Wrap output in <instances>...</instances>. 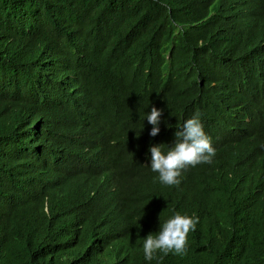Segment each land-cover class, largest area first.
<instances>
[{
    "label": "trees",
    "instance_id": "trees-1",
    "mask_svg": "<svg viewBox=\"0 0 264 264\" xmlns=\"http://www.w3.org/2000/svg\"><path fill=\"white\" fill-rule=\"evenodd\" d=\"M0 264H264V0H0Z\"/></svg>",
    "mask_w": 264,
    "mask_h": 264
},
{
    "label": "clouds",
    "instance_id": "clouds-1",
    "mask_svg": "<svg viewBox=\"0 0 264 264\" xmlns=\"http://www.w3.org/2000/svg\"><path fill=\"white\" fill-rule=\"evenodd\" d=\"M69 77H70V81L67 83V86L63 89L69 93L81 91L80 90L81 87L79 86L77 76H75L71 72H69ZM19 93H21L22 104L26 108V113L33 116L32 120H31V124H32L31 128H36V120L34 122H32L35 118V115H36V109H35L36 108V100L34 99L33 94L31 96L29 94V92H24L22 90L15 92L14 95L19 94ZM11 119L12 118L10 115L5 116V121L9 122V121H11ZM245 120L250 121L248 117L245 118ZM83 132L85 134V138H83V136H79L78 137L79 140L77 141L78 144L76 147H70L68 141L66 143H63L60 146V148L58 149V151L56 152L53 160L57 161L61 164H64L66 166H69V167H76L74 165H69L65 162V159H64L65 153L67 151H73V152H76L78 154H85V153L89 152L91 150L92 136H94L96 134L97 126L87 128ZM30 141L35 142L36 141V135H33L32 138L30 139ZM109 161L110 160L97 161V164L94 165L93 168L95 169L101 165L103 166V165L107 164ZM77 170H78V174L83 172V169H81L80 167H77ZM35 174H36V167L34 166L33 162L26 160V159H20L17 163V171H16L17 182H16V184L23 183L24 180L32 178ZM78 174H77V176H78ZM97 174H99V173H97ZM100 175H102V177L99 175H97V176H99V184H102L104 182V176L105 175L103 173H100ZM91 181H92V179H91ZM91 181H90V183H91ZM90 183L88 182L89 186H90ZM107 194L111 198L118 199L113 184L108 187Z\"/></svg>",
    "mask_w": 264,
    "mask_h": 264
},
{
    "label": "bare ground",
    "instance_id": "bare-ground-1",
    "mask_svg": "<svg viewBox=\"0 0 264 264\" xmlns=\"http://www.w3.org/2000/svg\"><path fill=\"white\" fill-rule=\"evenodd\" d=\"M165 65V64H164ZM249 83V82H248ZM236 86V85H235ZM225 88V87H224ZM123 104V103H122ZM129 107V106H128ZM132 108V107H131ZM88 110V109H87ZM234 118V117H233ZM212 124V123H211ZM217 128V127H216ZM210 129V128H209ZM193 149V148H192ZM201 149V148H200ZM178 163V162H177ZM115 199V198H114ZM125 202V201H124ZM123 240V239H122Z\"/></svg>",
    "mask_w": 264,
    "mask_h": 264
}]
</instances>
